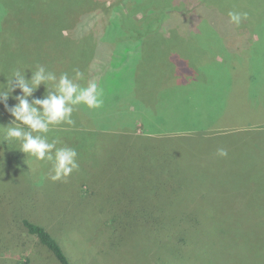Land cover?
Listing matches in <instances>:
<instances>
[{
	"label": "rangeland",
	"instance_id": "rangeland-1",
	"mask_svg": "<svg viewBox=\"0 0 264 264\" xmlns=\"http://www.w3.org/2000/svg\"><path fill=\"white\" fill-rule=\"evenodd\" d=\"M110 1L117 0H0V84L16 69L25 70L27 79L37 65L57 76L73 75L70 68L76 65L74 69L87 73L79 81L82 87L95 80L104 90L101 108L80 105L73 112L77 129L66 131L69 125H59L47 133L49 142L59 140L58 147L70 146L78 153L79 170L66 181L52 182L50 163L21 152L19 142L4 140L0 129V143L8 147L5 157L0 154V209L5 213L0 218L5 234L0 238V264H7L6 258L21 263L29 256L27 264H59L13 220L23 211L49 230L71 264H264V139L227 146L236 149L237 158H245L246 169L235 159L228 170L215 166L207 171L206 161L215 157L205 151L200 160L189 156L200 150L193 143L197 133L220 123L218 107L226 100L216 77L205 70L197 80L188 79L187 68V78L180 77L185 68L179 60H215L237 45L235 26L228 15L213 9L199 19L204 12L200 0H172V17L162 25L173 34L158 36L144 48L139 75L120 70L102 75L101 58L115 45L112 39H120L130 26L125 15L106 11ZM34 12L56 20L47 29L17 27L20 15ZM145 23L160 28L152 17ZM176 28L198 32L183 35ZM36 33L39 40L34 43ZM171 63L175 68L167 66ZM255 83L247 95L264 104L259 98L264 95L262 80ZM34 93L42 98L44 86ZM7 103L15 101L9 98ZM232 114L233 109L224 116L227 124L242 122ZM4 115L0 126L12 119L7 111ZM191 128L194 135L187 137L182 131ZM105 130L123 136L110 137ZM62 132L66 134L60 139ZM105 142L116 155L105 152ZM217 144L209 147L214 155L222 147ZM253 147H261L257 157ZM15 152L19 161L2 164ZM153 157L165 158L170 167L163 178L150 168ZM169 175L175 180L157 183ZM82 183L89 186L86 194Z\"/></svg>",
	"mask_w": 264,
	"mask_h": 264
},
{
	"label": "trees",
	"instance_id": "trees-1",
	"mask_svg": "<svg viewBox=\"0 0 264 264\" xmlns=\"http://www.w3.org/2000/svg\"><path fill=\"white\" fill-rule=\"evenodd\" d=\"M152 1L154 0H117L110 1L106 4V11L111 10L115 14L117 13L125 15L124 19L127 18L130 26L126 28L127 31H125V34L120 39H117V37L112 39V43L115 45H112V49H108L106 57L103 56L101 58V60L104 62L101 63L103 68L100 70V73L102 75L105 71L107 72L118 70H120V72L123 71L125 75L128 74L129 76H133L135 75V73L136 75H139V65L143 58L142 56L144 54V48L152 45L158 39V36H163L166 38H170L172 36L174 30L165 27L166 25H162L164 20H166L168 17H172L171 9L174 8V6L172 5V0H169V5H167V2L164 0H157L159 3L158 5H151L153 3ZM199 4L204 10L199 19H203V17L208 14L206 12V9H213L215 11L217 10L219 11V13L226 15H228L230 11L246 12L248 16L246 20L242 21L239 27L233 25L235 26V30L237 31L238 35L237 45L229 49L218 58H215V60L211 59V57L194 58L196 60H194L193 62L190 59H185V57H182L179 60L180 62L181 60H183L182 66L185 68L180 72V74L184 76L180 75V77L184 79L187 78L185 74L187 68L190 70L186 72L188 75V79L197 80L205 70L210 75H214L216 77L217 86L223 93V95L221 96L223 97V100H226V102H223V104L218 107L220 123L215 121L213 122V125L211 123V125L202 129L200 133H197L198 136H196L193 143L198 144V149L200 150H198V152L196 151L195 153L190 152L189 156H194L193 158H197L200 160V158L204 154L203 151H205V155H210L211 158L215 157V159H211L213 161H206V165H204V168L207 171L215 166H219L221 168H224L225 170H228L231 166V163L235 159L236 162L239 163L238 166L241 168L245 164V158H237L238 152L236 151V149H230L227 146L236 144L238 145L239 141L245 139L253 141L264 139V104L259 103L258 99H256L257 97L254 98L251 95H247L248 88L249 90H251V88L256 86V80L261 79V84L264 85V0H200ZM159 8H163V10L159 11ZM138 12L140 14V17L135 18L134 15ZM159 12H161L163 16L156 17L157 13ZM151 17L154 21V24L160 25V28H157L158 26H155L156 28H154L153 26L150 27L145 23V20ZM49 19L50 18H48L47 15L41 14V16H39L37 12H34L32 15H30V13H27V15L19 16L17 27L20 29H24L23 26H33L35 30L44 28L47 29L48 27L53 25L51 20H56L53 18L50 20ZM206 22L209 24L208 21ZM65 25L68 24L66 23ZM59 30L61 32L62 28H60ZM176 31L179 32L178 34L183 35L189 34L191 32L187 29L182 30L177 28ZM195 32H192L190 34H196ZM34 35H36L33 36V42L35 43V41L37 42L39 38L37 36V33ZM25 36L30 37V35L28 34H25ZM19 44H22L21 39L19 40ZM258 45H261L260 50L258 49ZM173 65L174 63H171L167 66L170 67ZM206 66H209V68H207ZM74 68H76V65H73L70 70L73 72ZM262 93L263 92H261V96L259 98L261 100L263 98L264 100V95H262ZM17 94H19V92L13 93V95ZM208 98V100L215 101V98L213 96H209ZM248 100L251 101V103L255 107H253ZM232 109L234 110V114H232L230 117L238 119L242 118V122L232 125L227 124V119H225L224 116H226V114L229 115L230 110ZM209 112H211V114L209 115L213 116L214 113H212V111ZM5 113L6 110L4 106L0 104V115L2 116ZM204 115H206V113H204ZM7 121H10V119L7 118ZM77 128L78 127L75 126H68V129H66V131L75 130ZM194 130L195 129L191 128L182 132L185 133L187 137H190L194 135ZM105 133L110 134V137L111 135L119 138L123 136L121 134L122 132L116 130H105ZM57 134L56 137L58 136ZM65 134H63L62 132L58 136V138H63ZM176 134H174V136ZM136 136H139V138L150 137L147 135ZM109 141L112 145V140L110 139ZM141 141L142 142L140 143L144 144L146 142L143 139ZM217 143H221L220 145H222V147L220 148H223L227 151L228 155L226 157H219L216 151V154L214 155V151L209 149V147L211 146L218 145ZM6 146L7 144H5L4 142L0 143L1 155L5 153L4 150L8 149V147ZM139 146L140 148L144 147L142 144H140ZM239 146H241L242 148L245 147L244 144H240ZM111 150L112 149L105 142V152H110L116 155L114 152L115 150ZM261 152V147L252 148L253 156L257 157V155ZM137 157L141 158L139 156ZM6 159L8 160H5V162H2V164L5 165V163L8 164V162H17L19 161L18 153L15 152L11 155H8ZM166 164L167 163H165V158L153 157L151 158L150 168L154 170L157 175H162L163 178V176H166L163 175L165 174V172H163L164 169H168L169 167L165 166ZM242 169L246 168L242 167ZM169 178L175 180L174 175H169L167 176V178L164 177V180L157 181V183L161 184L164 181H168ZM81 187L84 190L85 194L88 193L89 186L87 183L86 185L85 183H82ZM4 215L5 213L0 209V218H4ZM13 220L19 222L24 228L25 232L36 238L40 245L45 246L53 254L59 264H71L69 258L67 257L58 241L49 232V230L42 225V223L35 222L33 218L27 215V212L24 211L14 217ZM0 232V238L2 236L4 237V232L2 230H0ZM0 244L4 243H1L0 240ZM2 256L3 255L1 254L0 258ZM30 258L32 259L31 256L25 257V260L23 262L21 261V263L19 260H11V263L16 264L17 261L20 264H27L30 262ZM4 260L7 261V264H11L9 258H6Z\"/></svg>",
	"mask_w": 264,
	"mask_h": 264
},
{
	"label": "clouds",
	"instance_id": "clouds-1",
	"mask_svg": "<svg viewBox=\"0 0 264 264\" xmlns=\"http://www.w3.org/2000/svg\"><path fill=\"white\" fill-rule=\"evenodd\" d=\"M247 16L246 12L228 13L229 22L236 27ZM73 73L71 76L66 72L57 76L45 66L37 65L30 78H25V70L16 69L4 84H0V104L12 117L7 125L0 126L4 140L19 142L21 152L49 162L52 182L66 181L80 165L75 148L58 147L60 141L49 142L47 133L55 126H72L75 123L72 114L78 106L99 109L104 103V90L95 80L82 87L79 81L84 79V73L79 69H73ZM41 85L45 94L42 98H35L33 94ZM17 89L19 94L13 95ZM9 98L15 101L14 105H8ZM217 155L226 157L228 153L220 148Z\"/></svg>",
	"mask_w": 264,
	"mask_h": 264
}]
</instances>
